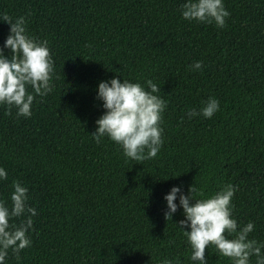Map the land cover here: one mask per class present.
Instances as JSON below:
<instances>
[{
    "label": "trees",
    "instance_id": "16d2710c",
    "mask_svg": "<svg viewBox=\"0 0 264 264\" xmlns=\"http://www.w3.org/2000/svg\"><path fill=\"white\" fill-rule=\"evenodd\" d=\"M183 3L0 0V15L24 16L28 33L49 42L55 70L53 91L36 97L31 117L0 105V166L8 172L0 199L10 205L20 181L37 210L31 246L10 251L6 264H191L174 225L182 209L165 220L163 196L173 186L187 194L192 184L205 195L234 185L233 216L252 221L249 238L264 242V0H224L223 28L183 19ZM8 33L0 21V47ZM197 60L201 69L191 70ZM114 76L160 87L166 109L156 157L126 159L112 141L90 136L104 111L97 84ZM209 97L220 102L213 117L189 120L186 111ZM205 257L230 264L214 248Z\"/></svg>",
    "mask_w": 264,
    "mask_h": 264
},
{
    "label": "clouds",
    "instance_id": "9594fccd",
    "mask_svg": "<svg viewBox=\"0 0 264 264\" xmlns=\"http://www.w3.org/2000/svg\"><path fill=\"white\" fill-rule=\"evenodd\" d=\"M180 13L187 21L213 24L217 28H223L230 15L224 0H184ZM0 21L9 26L0 47V105L6 107L7 114L14 108L17 117L29 118L36 97L43 98L53 91L55 70L49 42L28 33L24 16L2 14ZM201 67L199 60L189 65L194 71ZM145 84L146 87L119 76L98 82L95 99L101 102L104 111L95 120V130L90 135L97 143L107 138L119 146L126 159L138 162L156 157L163 145L166 101L158 94L160 87L156 83L147 80ZM219 108L220 102L209 97L199 110L189 109L185 115L189 120L197 116L210 119ZM7 178V170L0 166V181ZM12 189L10 205L0 199V264H6L10 251L19 253L31 246L32 218L37 216L36 208L28 206V188L13 181ZM235 191L234 185L226 184L205 195L192 184L187 194L180 186H173L163 196L165 220L171 221L178 207L182 209L183 219L177 222L179 227L174 225L186 238L191 264H209L206 247L214 248L230 264H251L252 257L256 258L255 264H264V242L249 238L255 230L254 223L238 224L232 214ZM160 264H173V260L164 258Z\"/></svg>",
    "mask_w": 264,
    "mask_h": 264
}]
</instances>
